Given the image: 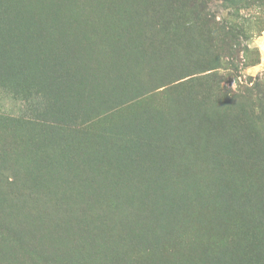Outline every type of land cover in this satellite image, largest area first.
Segmentation results:
<instances>
[{"label":"rangeland","instance_id":"obj_1","mask_svg":"<svg viewBox=\"0 0 264 264\" xmlns=\"http://www.w3.org/2000/svg\"><path fill=\"white\" fill-rule=\"evenodd\" d=\"M263 43L264 0H0V264H264ZM101 45L110 90L80 91ZM204 83L246 112L236 153L116 150Z\"/></svg>","mask_w":264,"mask_h":264},{"label":"trees","instance_id":"obj_2","mask_svg":"<svg viewBox=\"0 0 264 264\" xmlns=\"http://www.w3.org/2000/svg\"><path fill=\"white\" fill-rule=\"evenodd\" d=\"M106 28V24L105 27ZM119 38V37H118ZM122 39L120 36L119 40ZM116 40V39H115ZM103 46V47H102ZM101 49L96 50V59L98 63L96 65H93V63L84 64L83 66L85 69L86 74H92V79L85 78V80H82V83L79 85L81 86L80 91H84L85 87L88 88L89 84L92 85L94 88L96 85V89L103 91L104 88L105 91L110 90V88L105 87L106 81L104 79L107 78V73L101 72L103 69L110 70L111 65L108 61L109 50L106 52V47L104 45L100 46ZM176 47H174L173 50H175ZM168 49H163V52H161V55L165 57ZM89 52L87 51H81V54H79L82 57H87ZM170 56V52L167 54L166 57ZM126 55L124 53L116 54L115 58L111 60H116L117 63H121L123 61H126L128 59L125 58ZM138 63H135L133 66L132 64L128 63L126 64V68H129V72H123L120 73L121 67H119L118 70H116V74H125L123 82H126L124 85H130L133 83H140L137 84V92L140 93V89L144 88L146 82V79L144 77H141L144 75L143 73L146 71V67H149V65L146 63V61H140V57H137ZM247 61V59H246ZM107 63V64H105ZM139 63L142 64V73L140 74V77H136L133 80H129V75H134L136 72L134 71L135 68H137ZM102 64V65H101ZM104 65V66H103ZM69 66L71 67L72 64L69 63ZM248 66V61H247ZM64 67H68L64 65ZM69 69V68H68ZM213 68L205 69L202 71H208ZM132 71V72H131ZM202 71H197L192 74H186L180 78H177L169 83H165L158 88L165 87L166 89H169V91L175 92L177 89H180L181 86L184 84L187 85L191 78L198 77V73ZM131 72V73H130ZM120 74L118 76H120ZM197 75V76H196ZM206 75V74H204ZM206 77V76H205ZM138 78L140 79L138 81ZM184 78H188L185 80H182ZM123 79V78H121ZM190 81H186L189 80ZM193 80V79H192ZM194 80H200L199 78ZM62 82L64 80L62 79ZM93 82H95V85H93ZM205 86L203 91H196L194 94H188L185 96H178V98H171L172 104L166 108L165 106L162 107V109H157L154 111V113L151 114L149 123L146 121V114L147 112H143L144 114L139 115L137 119V132H133L135 134L128 135L127 138H131L128 140L129 145H124V140L122 138H125L124 134L126 132H122L120 129L128 130L129 128L126 125H120L119 127H115L116 131H112V138L116 137L119 142H117L116 150L118 152L123 154H128L129 151L132 150V148H137L141 150H145L146 148L151 147V149L168 147L171 146V144H180V145H186L187 147L191 148L194 147L197 150L194 152V155L207 152V153H222V147L226 144L228 146V151L235 152L238 150V146L234 147L235 144L232 139L237 135V131L240 127L243 125L240 122H243L241 120V114L244 113V110H237V109H231L234 106H230L227 108H222L221 104L223 101V96H225V93H221L219 89H208L207 84H203ZM102 86H104L102 88ZM164 88V89H165ZM182 88V87H181ZM163 89V90H164ZM176 89V90H175ZM137 100V96L134 98H131L130 100L125 103V105L133 103V101ZM171 107H176L175 111ZM246 113V112H245ZM199 123V125H198ZM195 125H197L198 128H202V138L205 141L204 145H198L196 143V139L198 140V137L191 134V128H193ZM146 126L147 128L145 129ZM176 128H179L178 133H175L177 130ZM245 130L244 128H242ZM118 131V132H117ZM147 132V133H146ZM145 140L143 137H146ZM152 137L153 139H150ZM135 138V139H134ZM243 138V137H242ZM123 140V141H122ZM122 142V143H121ZM133 145V146H132ZM132 146V147H130ZM115 150V152H116ZM101 152V150H98L95 155L98 156V153ZM231 155H234L233 153H230ZM211 256V255H209ZM206 262V261H205ZM207 263L212 264L210 260H207Z\"/></svg>","mask_w":264,"mask_h":264},{"label":"crops","instance_id":"obj_3","mask_svg":"<svg viewBox=\"0 0 264 264\" xmlns=\"http://www.w3.org/2000/svg\"><path fill=\"white\" fill-rule=\"evenodd\" d=\"M264 44V43H263ZM259 48V47H258ZM251 48H250V46L249 47H246L245 48V53H246V51H248V50H250ZM260 50V51H259ZM258 52H259V54H260V59L262 58V57H264V45L263 46H261V48H259L258 49ZM246 57H247V60H248V66H247V68H250V67H252V66H255V65H257L258 63H260V61L261 60H259L257 63H250L251 61H250V59H248V52H247V54H246ZM263 59V58H262ZM262 65V64H261Z\"/></svg>","mask_w":264,"mask_h":264}]
</instances>
